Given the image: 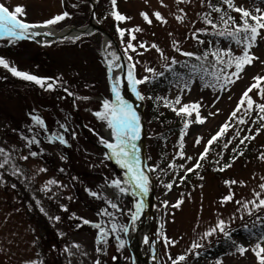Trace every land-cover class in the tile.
<instances>
[{"label": "rangeland", "instance_id": "1", "mask_svg": "<svg viewBox=\"0 0 264 264\" xmlns=\"http://www.w3.org/2000/svg\"><path fill=\"white\" fill-rule=\"evenodd\" d=\"M212 1L116 0L115 6L106 7L103 25L117 22V31L124 32L123 36L117 32V42L128 69L134 65L135 78L148 77L149 82L159 75L146 69L163 73L166 66H174L171 64L174 59L178 69L183 70L182 65L195 59L204 48L211 53L231 46L235 55L241 54L239 46L214 34L225 27L221 15L225 20L232 16L237 23L240 15L224 3L222 12L212 11L209 7ZM97 2L0 0L10 10L22 6L25 15L20 18L40 24L65 12L84 18L97 8ZM233 3L253 14L256 8L264 9V0H233ZM114 11L126 19L117 21ZM156 12L166 23L156 19L153 15ZM95 13L98 14V9ZM141 13L148 14L151 24ZM205 16L217 25L216 29L205 22ZM100 20L97 16L96 21L102 25ZM60 23L48 29L60 31L57 26ZM136 28L141 31H130ZM207 36H214L208 46ZM51 43L0 38V59L20 72L46 81L44 87L33 81L22 87L26 80L0 66V149L4 150L0 163L5 158L8 160L0 168V264H133L122 229H128L138 199L131 193L126 169L105 146L104 142L115 143L111 130L106 121L94 115L103 110L104 100H110L105 66L115 65L118 54L110 41L100 50L84 43L46 53L50 50L46 45ZM129 43L135 51L125 52ZM183 52L194 55L187 57L181 55ZM251 54L258 59L244 67L239 79L232 77L235 83L211 82L206 86L207 82L180 74L175 76L174 84L151 95V99L145 84L138 87L144 97V151L155 200L150 216L152 231L143 243L152 264H173L181 255L186 257L181 264H257L252 248L264 233L259 234L255 228L264 221V208H255L249 202L258 204L264 199L261 187L264 185V120L260 119L264 113L255 107L264 104V99L253 89L249 93L255 101L253 110L247 111L245 103L236 117L231 113L244 91L255 82L253 77H264V29ZM233 71L231 68L229 73ZM177 97L181 104L174 105L176 108L183 104L199 105V115L205 122H195V111L191 117H185L165 106V101L172 104ZM35 117L43 124H37ZM254 118H258L255 124ZM225 123L229 128L217 139L220 145L213 143L206 158L199 160L207 142ZM61 137L64 143L60 142ZM217 144L211 152V147ZM235 148L239 149L237 156L232 154ZM198 160L201 167L195 168ZM221 168L224 170L219 171ZM114 181H120L125 192L116 188ZM226 181L237 183L226 184ZM168 184L172 185L171 189L166 187ZM229 195L232 199L222 203ZM179 201H183L179 208L172 206ZM113 203L116 208L111 207ZM85 220L89 223L85 224ZM219 221H224V232L236 245L222 256L214 252V247L227 238L224 233L217 229L212 236L204 238V233L216 228ZM96 224L101 228H96ZM113 224L117 226L115 232ZM101 230L108 235L101 237ZM250 231L258 236L252 238ZM194 243L202 247L193 250ZM237 246L248 251L241 255Z\"/></svg>", "mask_w": 264, "mask_h": 264}, {"label": "snow or ice", "instance_id": "2", "mask_svg": "<svg viewBox=\"0 0 264 264\" xmlns=\"http://www.w3.org/2000/svg\"><path fill=\"white\" fill-rule=\"evenodd\" d=\"M178 3L183 2V0H177ZM222 3L226 4L228 8L232 9L233 11L237 12L240 15V22L237 23L235 18L232 16H228L227 20L224 19V15H221V21L224 23L225 27L223 30H218L214 34L223 37L225 39H229L230 44L234 43L241 48V54L235 55L231 46L227 49H217L211 53L205 52L203 56H195V59L201 61V64L196 65H188L187 63L182 65L185 68L189 69V73L192 76L200 75L201 79L204 76L212 77L217 83L221 80L225 82V84L235 83L232 79L235 76L237 79L240 78V73L244 70V67L250 65L253 60L258 59L251 54V49L256 46L257 38L261 35V29H264V9L256 8V14L246 10L243 7H237L234 5L233 0H222ZM113 6L116 4V0H112ZM212 8V11L215 12H222L220 7H216L213 5H209ZM113 16L117 21H124L126 17L121 15L118 12H113ZM25 15V9L22 6H16L14 9L10 10L4 4H0V38H14L16 40L20 39H27L29 38V32L31 29L39 28V27H49L51 25H55L58 22L64 20L68 13H63L62 15H58L53 19L46 21L44 24H29L25 22L20 17ZM157 20L161 21V23H166L163 17L159 12L153 14ZM141 16L144 18L146 22L151 24V20L148 17L147 13H141ZM178 20H182L181 17H177ZM205 22L209 24L213 29L217 28V25L212 22L208 16H205ZM120 35L123 36V30L118 29ZM133 32L141 31V29L136 28L130 30ZM32 36L39 35V33H31ZM44 35H49V33H44ZM132 39H135V36H132ZM203 43V41H200ZM140 47H144L143 44ZM153 48H156V45H152ZM127 49H132L135 51L136 49L133 47L131 43L126 46L125 52ZM159 51V49L157 48ZM179 49H177L178 51ZM115 55V54H113ZM181 55L187 57H193V53L183 52ZM211 55L214 60L210 62V68L204 66V62L208 61V57ZM115 59H119V57H115ZM131 60V57H128ZM163 59H168L167 57H163ZM178 62L176 60H172L171 64L175 65ZM0 66H3L5 69L10 71L13 76L19 77L26 81H33L36 84L40 85L41 87L45 86L46 81L37 78L34 75H30L28 73L20 72L15 67H10L7 62L3 59H0ZM115 67H120L123 70L122 65H116ZM234 68L235 71L228 73L226 70ZM114 70V65L109 64L108 71H109V79L111 81V93L113 99L104 100L102 102V111L94 113L98 119L106 121L108 128L111 130L112 138L114 139L115 143H108L104 142L105 146L110 149L112 156L116 158V162L124 169H126L128 174V185L130 188L137 189L138 192H134L133 195L140 196L141 200L139 203L136 204V213L138 214L143 206L144 202L142 197L146 196L149 192V177L145 175L144 171L140 166L139 156L137 155L138 149L135 144V140L139 138L140 133V124H139V117L137 116L136 112L133 110L131 105H129L123 96L121 95L120 84L121 78L119 76L113 77L112 72ZM167 71H172L171 67L166 66ZM146 71L153 73L154 75H163V73H155L153 69H146ZM126 79L128 85L131 87V90L135 95L143 100L144 97L137 91L138 85L145 84L148 82L149 78L144 77L143 79H137L134 76V65L127 70ZM183 79V77H180ZM255 81L252 85H250L242 94L240 101L238 102L237 108L231 113L232 117H236L237 113L240 111L241 107L247 104V111L253 110V106L255 101L249 96V93L253 91V89L258 90V95H260L261 99H264V87H261L264 84V77L256 76L253 77ZM185 86L187 84L185 83ZM206 86H209L206 84ZM215 86V85H211ZM51 87V85H49ZM71 95V93H69ZM151 99V97H149ZM181 100L179 97L176 100L169 104L165 101V106L171 107L177 115H184L185 117H191L193 115V111L196 112V123H204V119L199 115V105L195 104H183L181 107L176 108L174 105H180ZM256 109L260 113H264V104H255ZM37 124H43V121L39 119V117L34 118ZM261 120H264V116L260 117ZM240 123H244V120H240ZM189 126L188 122L186 121L184 124L185 129ZM229 128V125L225 123L220 131L213 136L208 142L207 146L205 147L203 153H201L199 160H203L206 158L210 146L221 136L223 135ZM61 143H64L63 138H59ZM200 143V140L197 139V144ZM183 145L181 144V148ZM4 150L0 149V154H3ZM181 158H183V152L180 153ZM26 159V158H25ZM189 160L191 157L188 158ZM197 161L195 168L201 167V164ZM8 162L7 158H5L3 163H0V168L4 167V164ZM171 166V165H170ZM231 165H226V167H230ZM154 171V169H151ZM193 169H189L188 171H192ZM219 171H223L224 168L218 169ZM49 183H54L53 181H49ZM226 184H235L236 181H226ZM114 186L119 188L120 191L123 193L125 189L121 187L120 181H114ZM167 188L171 189L172 185H166ZM264 188V185H261ZM94 195V194H93ZM257 199H259V194H255ZM232 199V196L229 195L224 198L222 203L228 202ZM183 201H179L178 203L172 205L175 208H179L180 204ZM239 203V202H238ZM255 208H264V199H260L259 203H255V201H251ZM111 207L116 208V204H111ZM245 208L248 207V204L244 205ZM252 213L249 212V215ZM58 219V218H57ZM133 221L137 219V215L134 214L132 217ZM85 224L89 223V221L85 220ZM96 228H101L100 224L95 225ZM224 221H219L216 228L211 229L210 231L204 233V238L212 236L217 229L224 233L226 237L229 236L228 233L224 232ZM117 230V226L115 224L112 225V231L115 232ZM122 231L127 232V228L122 229ZM108 233L101 230L100 236L105 237ZM147 242V241H145ZM171 243V242H169ZM264 233L261 234L259 237L258 242L252 248L253 254L257 258V264H264ZM120 246L123 247V241L120 242ZM192 249L195 250L199 247H202L199 243H194ZM236 250L243 255L245 252L248 251L243 246H237ZM186 259L185 256L181 255L176 260L173 261V264H181L182 261Z\"/></svg>", "mask_w": 264, "mask_h": 264}, {"label": "trees", "instance_id": "3", "mask_svg": "<svg viewBox=\"0 0 264 264\" xmlns=\"http://www.w3.org/2000/svg\"><path fill=\"white\" fill-rule=\"evenodd\" d=\"M222 4H223L222 0H213L212 3H211V5L216 6V7H220V8H221ZM107 6L108 7H113L112 0H98L97 8H96V10L98 9V14L95 13V17L97 18V16H98V19H101L100 22H102V25H103L104 19H105L104 14L107 12V9H106ZM101 9H102V11H100ZM89 20H90V15L85 16L84 18H82L78 14L76 15V13H72V14H68L67 19H65L64 21H61V23L58 24L57 26H59V29H64V28H66L68 26L83 27V26H86V25L89 24ZM103 26L110 33V35L112 37H114L115 40L117 41L118 40L117 22L116 23L113 22L111 24V26L110 25H103ZM207 38L208 39L206 40V45L208 46V45H210L211 41H214V36H207ZM103 39H104V36H103V34L101 32H95V33H93L91 35L82 36L80 39H78L76 41H72V40L55 41V42L47 45L50 50L46 51V53H51L55 49L62 48L64 46L69 47V46H74V45H77V44H82L83 45L84 43H86L87 45L95 48L96 50H100L101 47H102V44H103ZM28 42H31V41H28ZM205 52L209 53L208 48H204L203 52L201 54H199L198 56H203ZM213 60H214V58L211 55H209L208 61L204 62V66L210 68V62H212ZM187 64L188 65H193V64L199 65V64H201V61H198L196 59H190V61H188ZM178 66H179V64H176V65L172 66L171 67L172 71H167L166 70V71L163 72V75H159L154 80L149 81L148 83H145V86L147 87V92L146 93L148 94V97H150L151 95H153V94H155L157 92L162 91L163 89L169 88L170 85H172V84H174L176 82L177 79L175 78V76L176 75H180V74L183 77H186L188 79L198 78L201 83L202 82H207L208 85L211 82L217 83L210 76H204L203 79H201L200 75H196V76L190 75L188 68L184 67L183 70H179ZM226 71L229 73L230 69H227ZM27 82L28 81H23V83L21 84L22 87H25L26 85H28ZM223 82H224L223 80L220 81V83H223ZM14 84H12V85L15 86ZM12 90H15V89H12ZM145 114H146V117L149 116V108L147 109ZM257 119L258 118H254L253 119V124L256 123ZM174 129H175V127H173L172 130H174ZM214 143H218V141L216 140ZM218 144L214 148L211 147V149H212L211 152H214V149L216 147H218ZM238 150H239L238 148L237 149L235 148L232 154H234V156H237ZM255 228H256V232H258L259 234L264 232V221L260 222ZM249 235L252 238L258 236V235H256L254 233V231H250ZM235 247H236V245H233L232 242H231V239L229 237H227L224 240H222L218 245H216L214 247V252H216V254L218 256H222L230 248H235Z\"/></svg>", "mask_w": 264, "mask_h": 264}, {"label": "bare ground", "instance_id": "4", "mask_svg": "<svg viewBox=\"0 0 264 264\" xmlns=\"http://www.w3.org/2000/svg\"><path fill=\"white\" fill-rule=\"evenodd\" d=\"M83 32L84 31L82 29H75L73 30V32H71L70 29H66L60 32L53 31L49 33V35H44V33H48V32L45 31L43 27H39V28L31 29L29 32V36L35 38V40L38 43H45V42L52 40L50 34H55L56 36H61V37L77 38V37H80L83 34ZM31 33H39V35L32 36ZM104 45L107 46L108 42H106ZM116 65H120V63L117 62L114 65L112 76L113 77L119 76L121 78V84H120L121 95L123 96L125 101L129 105H131V107L136 112L137 116L139 117L140 133H139V138L136 139L134 142L137 146V149H138L137 155L139 156V160H140L141 152H143V148H142L143 136H142V130H141V112H142V107L140 103L141 101L140 100L138 101V99L135 97L136 95L135 93H133L128 83L124 82L125 80L122 78L123 71L120 67H115ZM105 68L108 72V83L111 88V81L109 79L108 65H106ZM112 99H113V96L110 90V101ZM140 166H141V163H140ZM144 173L145 175L149 177V192L146 196L142 197L143 202H144V206L142 210L138 214L135 211V214L137 215V219L133 221L132 219L133 215H132L130 218L131 219L130 225L127 229V232H124L127 238L130 252L133 256V264H152L151 256L149 254H145L144 252L143 243H144L145 237L150 236L151 231H152L150 216L152 215V212L155 206V200L152 195V189H153L152 177L149 172L146 171ZM127 179H128V174H127ZM130 189H131L132 194L134 192H138L137 189H134V188H130ZM134 196L138 199V203H139L141 200V197L136 196V195Z\"/></svg>", "mask_w": 264, "mask_h": 264}, {"label": "water", "instance_id": "5", "mask_svg": "<svg viewBox=\"0 0 264 264\" xmlns=\"http://www.w3.org/2000/svg\"><path fill=\"white\" fill-rule=\"evenodd\" d=\"M94 12H95V9L93 10V13L91 14V17H90V22L87 26L83 27V28H74V29H82L84 32L83 34L84 35H89V34H92L93 32H96V31H100L102 32V34L104 35L105 37V40H110L114 43L115 47H116V50H117V53L119 55V62H120V65L123 66V79L125 80L124 82H127V79H126V74H127V63H126V59L124 57V54L122 53L121 49H120V46L118 45V43L114 40V38L105 30L103 29V27L98 24L96 21H95V17H94ZM56 39H61L62 37H54ZM138 101L140 100L141 102V107H142V112H141V118L143 119L144 116H143V100L139 99L137 96H135ZM142 133L143 135H145V123H144V119L142 120ZM143 148L145 149V143H144V146ZM143 149V152H145ZM142 167L143 169H145V171L147 170L146 169V160H145V157L144 155H142ZM157 257H158V254L155 255V258L157 260Z\"/></svg>", "mask_w": 264, "mask_h": 264}]
</instances>
